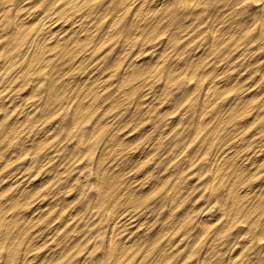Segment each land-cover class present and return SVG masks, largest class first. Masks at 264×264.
Masks as SVG:
<instances>
[{
  "label": "rangeland",
  "instance_id": "1",
  "mask_svg": "<svg viewBox=\"0 0 264 264\" xmlns=\"http://www.w3.org/2000/svg\"><path fill=\"white\" fill-rule=\"evenodd\" d=\"M127 1L0 0V264H264V0Z\"/></svg>",
  "mask_w": 264,
  "mask_h": 264
},
{
  "label": "bare ground",
  "instance_id": "2",
  "mask_svg": "<svg viewBox=\"0 0 264 264\" xmlns=\"http://www.w3.org/2000/svg\"><path fill=\"white\" fill-rule=\"evenodd\" d=\"M5 1H6V0H5ZM30 1H31V0H30ZM35 1H37V0H35ZM52 1H53V0H52ZM75 1H76V0H75ZM13 2H15V1H13ZM40 2H41V1H40ZM40 2H39V3H40ZM126 2L128 3L127 0H126ZM126 2H125V3L123 2V4L125 5ZM149 2H150V4H148ZM34 3H35V2H34ZM74 3H75V2H74ZM153 3H154V2L151 1V0H142V2H141V4H140L141 6H139V7L137 8L136 11H141V10L143 11V9H147V7H149V9H152V10H154V11H156V10L158 11V9H160V8H159L160 6H158V4L156 3L157 5H155V6L153 7V5L155 4V3H154V4H153ZM20 4H22V3H20ZM23 4H24V3H23ZM28 4H29V3H28ZM68 4H69V3H68ZM70 4H72V1H71ZM119 4H120V3H119ZM2 5H3V4H2ZM2 5H0V7H1ZM41 5H42V4H41ZM55 5H56V4H55ZM57 5H58V4H57ZM10 6H11V5H10ZM2 7H3V6H2ZM5 7L7 8V6H5ZM23 7H24V5H23ZM26 7H27V6H26ZM33 7H34V6H33ZM115 7H116V6H115ZM6 8H5V9H6ZM16 8H17V7H16ZM45 8H46V7H45ZM48 8H49V7H48ZM48 8H46V9H48ZM2 9H3V8H2ZM5 9H4V11H5ZM23 9H24V8H23ZM64 9H65V8H64ZM66 9H67V8H66ZM92 9H93V8H92ZM16 10H17V9H16ZM6 11H7V10H6ZM51 11H52V10H51ZM54 11H55V10H54ZM78 11H79V10H78ZM119 11H120V10H119ZM16 12H18V11H16ZM79 12H80V11H79ZM23 13H24V12H23ZM110 13H111V12H110ZM145 13H146V12H145ZM15 14H17V13H15ZM32 14H34V13H32ZM135 14H136V13H135ZM24 15H26V14H24ZM29 15H31V14H29ZM117 15H118V14H117ZM117 15H116V16H117ZM121 15H122V14H121ZM20 16H23V15H20ZM37 16H38V15H37ZM118 16H119V15H118ZM118 16H117L116 18H118ZM3 17H4V16H3ZM16 17H17V15H16ZM26 17H27V16H26ZM26 17H25V18H26ZM38 17H39V16H38ZM41 17H42V16H41ZM61 17H63V16H61ZM124 17H126V16H124ZM138 17H139V16H138ZM1 18H2V17H0V19H1ZM18 18H19V17H18ZM21 18H22V17H21ZM25 18H24V19H25ZM58 18H59V17H58ZM122 18H123V17H122ZM27 19H30V17L27 18ZM38 19H39V21H40V19H42V18L39 17ZM48 19H50V18H47V21H45V22H48ZM33 20H34V19H33ZM82 20H83V18H82ZM25 21H26V20H25ZM29 21H30V20H29ZM49 21H50V20H49ZM75 21H76V19H75ZM80 21H81V20H80ZM115 21H117V20H115ZM23 22H24V21H23ZM51 22H52V21H51ZM53 22H54V21H53ZM53 22H52V23H53ZM76 22H77V21H76ZM147 22H148V21H147ZM37 26H38V25H37ZM45 26H46V25H45ZM48 26H49V25H48ZM72 26H73V25H72ZM72 26H71V27H72ZM76 26H77V25H76ZM86 26H88V25H86ZM43 27H44V26L42 25L41 29H42ZM45 28H47V27H45ZM50 28H51V27H50ZM110 28H111V27H110ZM26 29H27V28H26ZM31 29H32V28H31ZM41 29H40V30H41ZM107 29H108V28H107ZM44 30H45V29H44ZM75 30H76V28H75ZM85 30H86V29H85ZM87 30H88V28H87ZM47 31H48V30H47ZM23 32H24V31H23ZM48 32H49V31H48ZM63 32H64V31H63ZM63 32H62V33H63ZM19 33H20V32H19ZM62 33H61V34H62ZM79 33H80V32H79ZM27 34H28V33H27ZM61 34H58V35H60V37L63 39L64 37L61 36ZM67 34H68V33H65L66 36H67ZM65 35H64V36H65ZM70 35H71V32H70L69 36H70ZM22 36H23V35H22ZM66 36H65V37H66ZM44 37H45V36H44ZM46 37H47V36H46ZM149 37H150V36H149ZM36 38H37V36H36ZM42 38H43V37H42ZM76 38H77V37H76ZM80 38H82V37H80ZM50 39H51V38H50ZM54 39H55V38H53L52 41H53ZM56 39H57V38H56ZM59 39H60V38H59ZM78 39H79V38H78ZM82 39H83V42H84V38H82ZM85 39H88V38H85ZM36 40H37V39H36ZM42 40H45V39L43 38ZM76 40H77V39H76ZM80 40H81V39H80ZM50 41H51V40H50ZM68 41H69V40H68ZM36 42H37V41H36ZM36 42H35V43H36ZM45 42H46V41H45ZM56 42H57V41H56ZM78 43H79V42H78ZM84 43H85V42H84ZM32 44H34V43L32 42ZM85 44H86V43H85ZM20 45H21V44H20ZM35 45H36V44H35ZM74 45H75V43H74ZM14 46H15V42H14ZM26 48H27V47H26ZM20 50H21V49H20ZM58 50H59V49H58ZM29 51H31V50L29 49ZM23 52H24V51H23ZM32 52H33V51H32ZM46 52H47V51H44V49L42 50V48H40V46H39V48L34 49V52H33L34 55H32L31 59H29V60H31V62H36L38 65H39L40 63H43V62H46V61L48 62V61H49V59H48L49 57L46 55ZM21 53H22V52H21ZM56 53H57V52H56ZM27 55H28V54H27ZM16 56H17V55H16ZM49 56H51V55H49ZM62 56H63V55H62ZM62 56H61V57H62ZM61 57H60V58H61ZM25 58H26V57H25ZM165 59H166V58H165ZM25 60H26V59H25ZM29 60H28V61H29ZM58 61H59V60H58ZM19 63H20V62H19ZM19 63H18V64H19ZM6 64H7V63H6ZM22 64H24V63H22ZM33 64H34V63H33ZM33 64H32V65H33ZM39 66H40V65H39ZM47 66H48V65H47ZM29 67H30V66H29ZM4 68H5V67H4ZM48 68H49V67H48ZM12 69H13V68H12ZM133 69H134V68H133ZM7 70H8V69H7ZM63 70H64V69H63ZM71 70H72V69H71ZM12 71H13V70H12ZM66 71H67V70H66ZM128 71H129V70H128ZM128 71H127V72H128ZM46 73H47V72H46ZM60 74H61V73H60ZM125 74H126V73H125ZM125 74H124V75H125ZM151 74H152V73H151ZM6 75H7V74H6ZM6 75H5V76H6ZM15 75H16V74H15ZM122 75H123V74H122ZM2 76H3V75H2ZM126 76H127V75H126ZM126 76H125V77H126ZM235 76H236V75H235ZM26 77H27V75H26ZM100 77H101V76H100ZM237 77H238V76H237ZM0 78H1V77H0ZM11 78H12V77H11ZM121 80H122V78H121ZM12 81H13V79H12ZM240 81H241V80H240ZM9 82H10V81H9ZM10 83H11V82H10ZM122 83H123V82H122ZM126 83H127V82H126ZM120 84H121V83H120ZM5 85H6V84H5ZM10 85H12V83H11ZM122 85H123V84H122ZM7 87H8V85H7ZM120 87H122V86H120ZM2 89H3V88H2ZM5 89H6V88H5ZM94 89H95V88H94ZM119 89H120V88H119ZM217 89H219V88H218V84L215 83V84H213V85L210 87V89H208V90H209L208 93H209V94H210V93H213V92L217 91ZM0 90H1V89H0ZM93 91H94V90H93ZM99 91H100V90H99ZM206 91H207V90H206ZM3 92H4V91H3ZM84 92H85V91H84ZM87 92H88V91H87ZM94 92H95V91H94ZM94 92H93V93H94ZM128 93H129V91H128ZM82 94H83V93H82ZM82 94H81V95H82ZM89 96H90V94H89ZM204 96H205V95H204ZM259 96H260V95H259ZM81 97H82V96H81ZM85 97H86V96H85ZM94 98H95V96H94ZM73 99H75V98H73ZM81 99H82V98H81ZM81 99H80V100H81ZM12 100H13V99H12ZM86 100H87V99H86ZM88 100H89V99H88ZM72 101H73V100H72ZM116 102H117V99H116ZM82 103H83V102H81V105H82ZM143 103H144V102H143ZM0 105H1V104H0ZM28 105H29V104H28ZM88 105H89V104H88ZM110 105H111V104H110ZM85 106H86V105H85ZM81 107H82V106H81ZM88 107H89V106H88ZM90 107H91V106H90ZM19 112H20V111H19ZM28 112H30V111H28ZM26 113H27V112H26ZM31 113H32V112H31ZM203 113H204V112H203ZM19 114H20V113H19ZM82 114H83V113H82ZM26 115H27V114H26ZM5 116H6V115H5ZM19 117H20V116H19ZM4 118H5V117H4ZM85 120H86V119H85ZM220 123H221V122H220ZM61 133H62V132H61ZM0 134H1V133H0ZM104 135H105V134H104ZM108 139H109V138H108ZM218 162H219V161H218ZM220 162H221V161H220ZM4 164H5V163H4ZM1 167H2V166H1ZM211 173H212V172H211ZM133 176H134V175H133ZM150 188H151V186H150ZM6 190H7V189H6ZM242 190H243V189H242ZM140 192H141V191H140ZM237 192H238V190H237ZM12 194H13V193H12ZM236 194H237V193H235V196H234V197H235V199H234L235 201H236V198H237V197H240V196H237ZM9 198H10V196H9ZM48 200H49V199H48ZM17 201H18V200H15V198H14V200H11V202H9V203H0V207L11 208V207L16 206V205L18 204ZM235 201H234V202H235ZM233 204H234V203H233ZM131 208H132V207H131ZM2 212H3V211H2ZM4 212H5V211H4ZM5 214H6V213H5ZM5 214H4V215H5ZM5 218H6V217H5ZM5 218H1V222H5ZM10 221H11V220H10ZM119 224H120V223H119ZM27 227H28V226H27ZM14 230H15V228H14ZM131 237H132V236H131ZM243 241H244V240H243ZM124 245H125V244H124ZM0 246H1V245H0ZM151 246H152V245H151ZM115 247H117V246H114V249H115ZM123 249H124V248H123ZM242 250H243V249H242ZM120 252H122V249L119 250V253H120ZM113 254H114V253H113ZM114 255H115V254H114ZM117 255H118V251H117ZM124 255H125V254H124ZM186 257H187V256H186ZM114 259H115V258H114Z\"/></svg>",
  "mask_w": 264,
  "mask_h": 264
}]
</instances>
